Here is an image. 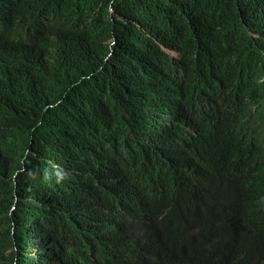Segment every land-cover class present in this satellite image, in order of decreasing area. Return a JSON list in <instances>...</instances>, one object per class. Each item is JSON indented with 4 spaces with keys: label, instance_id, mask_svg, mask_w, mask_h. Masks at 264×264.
<instances>
[{
    "label": "trees",
    "instance_id": "1",
    "mask_svg": "<svg viewBox=\"0 0 264 264\" xmlns=\"http://www.w3.org/2000/svg\"><path fill=\"white\" fill-rule=\"evenodd\" d=\"M0 18L5 26L0 28V165L10 174L20 166L26 178L56 186L53 156L44 142L52 136L53 118L47 120L45 107L59 101L84 106L70 145H50L68 177L62 189L57 185V198L47 193L50 209L74 215L66 227L72 240L81 241L59 252L46 241L32 264H122L129 238L138 240L131 264H160L176 247L191 263L194 249L187 247L203 242L209 247L218 228L230 237L222 264H253L254 252L264 258V240L248 241L247 229L238 227L250 210L264 209V171L254 176L264 153L259 137L264 117L258 116L264 112V0H0ZM87 50L97 54L93 61L79 58ZM213 64L236 83L239 106L252 124L242 152L238 117L226 119V126L203 125L210 133L200 149L185 140L186 132L182 136L181 129L192 123L182 116L210 107L211 100L164 117L158 111L147 115L152 108L146 98L120 90L153 91L171 82L168 70L197 77ZM92 70L110 73L119 88L113 86L104 102L89 105L85 96L83 104L80 73ZM166 126L176 132L155 135ZM173 142L171 153L182 149L180 165L174 156L158 153ZM218 151L226 152L221 154H226L225 188L223 171L207 165ZM197 164L202 173L192 181L190 167ZM11 200L9 188L0 186V233ZM112 218L121 241L106 263L94 248ZM170 225L178 226L179 243L169 241ZM24 229L29 239L27 225ZM199 230L203 242L196 241Z\"/></svg>",
    "mask_w": 264,
    "mask_h": 264
},
{
    "label": "clouds",
    "instance_id": "2",
    "mask_svg": "<svg viewBox=\"0 0 264 264\" xmlns=\"http://www.w3.org/2000/svg\"><path fill=\"white\" fill-rule=\"evenodd\" d=\"M0 28L4 29L5 26L0 18ZM171 77V82L166 86L157 88L153 91H146L141 93L138 87L125 86L122 90L125 93H131L133 96H143L146 98L148 106L152 108L151 111H147V115L154 112H161L164 117H168L172 113H181L194 104L200 106L207 101L211 100V106L192 113H187L182 117L190 120L192 123L187 126L185 140L190 139L193 149H200L204 144L201 139L206 138L205 134H209L210 130L202 128L203 125L209 126L218 125L220 122L225 123L226 119L237 120L239 131L238 141L239 145L243 146V150L248 147L246 141L252 130V124L250 120L245 118L244 112L241 110L237 99V87L236 83L228 76V74L218 65L213 64L207 66L202 73L197 77L185 76L176 69L167 71ZM84 79V90L81 95L82 103H85V96L88 97L87 103L89 105H95L96 102H104L108 98V94L113 86L118 87L116 80L110 73H97L95 70L87 74L80 73ZM177 77V78H176ZM107 80H113L108 84V88L103 87V84ZM226 82V83H224ZM190 83L194 84L193 89H188ZM212 94L216 96L212 97ZM162 96L163 99L159 97ZM177 96H179L177 98ZM153 101L150 102V100ZM168 102L173 103V106H169ZM47 110L48 118H53L49 124L52 127L53 133L51 138L45 139L46 154L53 156L52 165L58 176V182L56 186L53 184L45 186L39 178H26L22 175L20 166L10 174L5 168L0 165V186H7L11 192L12 200L11 204L3 211L1 221L5 227V232L0 233V264H32L36 261L32 260L34 257H38L43 253V244L46 241L52 242L53 250L56 252L61 251L66 247H74L77 242L70 238V229L66 226L72 223L73 214L69 211L56 210L53 211L49 208L47 193H53L56 198L59 196L61 190L57 186L60 184L62 189V180L67 176V171L60 159L52 152L50 145L53 144L60 148H66L70 145L72 136L76 131L78 122L76 120L83 114L84 106L76 102H55L47 104L45 107ZM236 112V116H235ZM88 113V111H87ZM200 129L199 131H197ZM204 134V135H203ZM113 135V134H112ZM236 135V134H235ZM195 142L194 144H192ZM176 145V142L170 144L165 156H169ZM226 152L218 151L215 156L207 161V165L210 168H216L223 171L222 184L223 188L226 186V173H224V164L226 163ZM27 155V154H26ZM174 156V155H173ZM258 171L254 176L259 175L264 171V153H261L259 157ZM192 158L189 157L188 161ZM11 161L12 157H8ZM187 161V162H188ZM194 172V178L201 174L200 164L190 167ZM58 172H61L58 175ZM35 181V184H34ZM219 182L217 185L221 183ZM187 185V184H186ZM166 187V186H164ZM176 187H173L175 189ZM38 191L37 196L31 194L32 191ZM212 190V189H211ZM210 190V191H211ZM202 218L206 215V209L201 205ZM248 208V207H243ZM249 209V208H248ZM250 210V209H249ZM264 209L250 210V217L245 218L238 225L239 228L248 227L252 224V230L258 233V237L261 239L264 237ZM117 219L112 218L106 222L100 232V239L96 244L94 251L105 262H109L111 256L115 253L121 239L118 235L121 233L118 229ZM243 222L245 224L243 225ZM221 223H219L220 225ZM25 225H27L30 238L27 239L25 232ZM170 233L169 241L173 243H179L181 238L178 235V226L170 225L168 227ZM203 230H199L196 233V241L203 242V237L200 234ZM54 232V241L51 240L50 235ZM243 238L247 239V236L241 234ZM104 238V239H103ZM227 239V238H226ZM106 242L107 245H104ZM138 240L135 238H129L128 243L124 247L127 252V258L122 261V264H131L128 257L131 253L138 250ZM224 243H219L214 248L226 249ZM188 249H194L193 254H190L192 259L201 258L202 255L205 258V252L209 248L204 242L197 245H190ZM227 251V249H226ZM229 251V250H228ZM228 256L233 261L234 253L229 251ZM166 264H190L189 260H175ZM199 264H209L205 260L200 261Z\"/></svg>",
    "mask_w": 264,
    "mask_h": 264
},
{
    "label": "bare ground",
    "instance_id": "3",
    "mask_svg": "<svg viewBox=\"0 0 264 264\" xmlns=\"http://www.w3.org/2000/svg\"><path fill=\"white\" fill-rule=\"evenodd\" d=\"M186 128H182L181 129V133L182 136L185 134ZM174 132H176V128L172 127V126H166L163 129L158 130L155 135L158 136L161 133H164L165 135H170L173 134ZM176 139V138H175ZM177 153H171L169 156H167L166 158H170V156L172 157L174 155L173 160H175L176 163L180 162L179 159V152L182 151V149H176ZM158 153H160L163 157L165 156L166 152H164L163 150H161L160 148H158ZM189 162V161H188ZM175 163V164H176ZM179 164V163H178ZM180 165V164H179ZM175 166V165H174ZM178 167V166H177ZM178 169V168H177ZM178 171V170H177ZM181 171V169L179 170ZM249 218V217H246ZM239 221H237L236 223H238ZM245 224V222H243V225ZM118 229L120 228V226H117ZM247 229V233L249 235L248 237V241H252V242H260L264 240L263 238H259L258 237V233L254 232L252 230V224L248 227H244ZM122 233V231H120ZM120 233V234H121ZM120 234L118 235V237L120 236ZM212 242L209 245V248H212L214 250H216V248H214V246L216 244L219 243H224L226 245V243L230 241V237L228 235H226L220 228L216 229L215 231L212 232ZM227 238V239H226ZM182 247H176L175 252L171 255H168L166 257H164L161 261L160 264H166L168 262H172L178 259H185L186 257L181 253ZM213 255H210L209 253H207V250L205 252V257H207V259L205 260L206 263L209 264H222V261L226 260V254L224 252V250L222 249H217L216 251H213L212 253ZM201 258H204L203 255ZM204 259H199V258H194L190 264H199L200 261H203ZM252 262L253 264H264V258H261L257 252H254L252 255Z\"/></svg>",
    "mask_w": 264,
    "mask_h": 264
},
{
    "label": "rangeland",
    "instance_id": "4",
    "mask_svg": "<svg viewBox=\"0 0 264 264\" xmlns=\"http://www.w3.org/2000/svg\"><path fill=\"white\" fill-rule=\"evenodd\" d=\"M78 56H79V58H80L81 60H84V61H93L94 58L97 56V54H95L93 51L87 50V51H85V52L80 51ZM241 110H242V109H241ZM247 110H248V108H247ZM242 111H243V110H242ZM243 112H244V111H243ZM246 114H247V113L245 112V115H246ZM245 115H244V116H245ZM258 116H260V117H264V112L259 113ZM245 118H246V117H245ZM259 137H260V139L264 140V132L259 133ZM262 211L264 212V210H262Z\"/></svg>",
    "mask_w": 264,
    "mask_h": 264
}]
</instances>
